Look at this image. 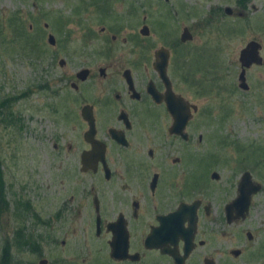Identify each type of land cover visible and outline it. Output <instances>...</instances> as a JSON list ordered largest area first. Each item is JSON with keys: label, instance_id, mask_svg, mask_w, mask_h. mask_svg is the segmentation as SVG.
Instances as JSON below:
<instances>
[{"label": "flooded vegetation", "instance_id": "1", "mask_svg": "<svg viewBox=\"0 0 264 264\" xmlns=\"http://www.w3.org/2000/svg\"><path fill=\"white\" fill-rule=\"evenodd\" d=\"M172 1L161 0L168 6ZM243 3L239 5L245 7ZM129 8L131 14L125 18H132L129 28L122 25V18L120 24L101 28L104 42L99 45L104 47L97 52L104 63L60 75L36 88L37 93L51 95L45 106L40 102L36 106L37 118L45 108L57 113L54 106L62 102H68L70 117L67 131L52 124L49 180L41 184L35 203L21 198L10 201L0 155L5 183L0 204L3 264H28L27 255L36 257L38 264H73L75 241L82 236L85 241L97 242L100 252L107 253V264H219V253L224 249L220 236L227 240L233 225L244 226L241 233L250 242L264 232V223L254 218L263 210L264 203L257 199L264 192L262 173L246 172L237 181L236 192L234 171L230 188H222L215 170L190 168L194 151L202 147L205 136L199 117L202 108L183 92L185 57L193 32L185 26L178 42L156 47L134 31V0ZM227 8L226 16L233 17V9L229 14ZM190 11L195 16L187 17ZM196 14L192 9L187 11L181 28L189 21L197 22ZM150 18V26L143 25L141 36L150 38L151 32L161 36L160 19ZM84 27L89 29L84 40L87 45L96 35L90 25ZM144 27L149 30L147 36L141 33ZM185 30L191 40L183 41ZM253 41L261 45V55L262 44ZM261 57V65L246 69V88L240 82L239 89L249 93L257 85L256 97L264 105V83L254 85L247 80V70H264V55ZM62 61L59 64L63 67L66 61L63 65ZM164 61L165 76L159 68ZM171 106L182 112V121ZM7 116L0 123L9 122ZM14 119L15 128L21 131V119ZM247 174L249 193L241 199L240 186ZM27 220L34 223L33 230ZM115 250L124 257L113 258Z\"/></svg>", "mask_w": 264, "mask_h": 264}, {"label": "rangeland", "instance_id": "2", "mask_svg": "<svg viewBox=\"0 0 264 264\" xmlns=\"http://www.w3.org/2000/svg\"><path fill=\"white\" fill-rule=\"evenodd\" d=\"M131 1L0 0V122L8 118L10 111L1 105L11 101V111L22 124L20 131L15 126L5 127L6 122L0 123V155L10 201L21 198L35 203L42 185L49 180V143L55 130L52 124L57 123L65 131L68 129L70 115L65 100L64 104L54 106L57 113L55 109L49 112L45 108L38 115L39 119L36 117L39 102L45 106L51 100L50 94L37 93V86L49 84L52 78L71 74L82 67L104 63L97 52L104 47L99 45L104 42L101 28L120 24L121 18L122 25L129 28L132 18H125L131 14ZM239 2H244L245 7ZM226 7L233 9V17L226 16ZM190 9L197 13V22L189 21L181 28L186 22L182 16ZM190 14L195 16L190 11L187 17ZM150 16L160 19L161 36L157 32H151L150 38L141 36L143 25L152 21ZM134 24L138 37L153 42L156 47L165 46V42H178L185 26L193 32L194 40L185 57L183 75L187 81L183 92L201 106L199 117L205 136L202 147L194 151L190 168L215 170L221 177L218 184L222 188H230L234 171L237 179L232 180V185L236 192L237 181L246 172L264 176V105L256 97L259 88L255 85V82L264 83V70H247L248 83L255 86L249 93L239 89L242 49L255 40L262 44L261 55H264V0H173L170 6L161 0H134ZM85 25H90V31L97 36L87 45L84 40L89 29ZM124 33L122 29L121 37ZM50 34L57 41L58 36L62 42L50 45ZM60 60L66 61V65L60 66ZM24 93L28 95L23 98ZM257 199L258 203H264V192ZM261 207L262 213L254 218L264 223V204ZM27 223L33 230L34 223L29 220ZM243 228L235 224L227 240L220 236V247L224 249L220 250L219 264H264V232L257 241L250 242L245 233H241ZM2 247L0 231V264H3ZM231 250H242V255L235 258ZM106 257L107 253L100 252L97 242L85 241L84 236L75 241L73 264H107ZM24 258L28 264H38L36 257Z\"/></svg>", "mask_w": 264, "mask_h": 264}, {"label": "water", "instance_id": "3", "mask_svg": "<svg viewBox=\"0 0 264 264\" xmlns=\"http://www.w3.org/2000/svg\"><path fill=\"white\" fill-rule=\"evenodd\" d=\"M227 12L230 14L232 12V10L230 8H227ZM141 33L143 35L147 36L149 34L148 28L144 27V29L141 31ZM182 39H183V41H188V40L192 39V36L188 30L184 31V33L182 35ZM48 42L50 45L54 46L56 44L55 37L53 35H49ZM260 50H261V45L259 43L253 41V42H250L241 52L240 62L242 64L243 70H242L241 75H240V82H241L242 88H246V69H249L254 64L261 65L263 63L262 57L260 55ZM165 62L166 61H164V63H163L164 65L163 64L159 65L160 66L159 68H160V70H162V73L164 76H165V73L163 72V70L166 67ZM63 64H64V61H62V65ZM82 72H83L84 77H85L87 70H84ZM174 107L175 108H173L171 106V110L175 112V116L177 117V119H179V116H180L181 121H182L183 120L182 112L180 113L178 111V109H179L178 107H176V106H174ZM246 181H248V174L244 177V180L240 186L241 199L245 194L249 193V191L247 190ZM240 254H241L240 250H235L233 252V255L235 257H239ZM112 257L115 259H122L124 256L115 250L112 252Z\"/></svg>", "mask_w": 264, "mask_h": 264}, {"label": "trees", "instance_id": "4", "mask_svg": "<svg viewBox=\"0 0 264 264\" xmlns=\"http://www.w3.org/2000/svg\"><path fill=\"white\" fill-rule=\"evenodd\" d=\"M0 39H2V35L1 34H0ZM1 106H2V108L10 109V111L8 113L10 121L8 120L9 122H7L6 124L8 126H16L15 125V119H14L15 116H14V114L11 111L12 102L8 101L7 103H5V104H3ZM5 121H6V119H5ZM0 168H1V164H0ZM4 193H5V183L3 181V172L0 171V204H1L2 201H4V196H3ZM20 203H22V202L20 201Z\"/></svg>", "mask_w": 264, "mask_h": 264}]
</instances>
